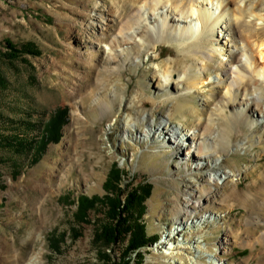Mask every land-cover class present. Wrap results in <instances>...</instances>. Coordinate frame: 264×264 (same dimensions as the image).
I'll return each instance as SVG.
<instances>
[{
	"label": "rangeland",
	"instance_id": "374dc122",
	"mask_svg": "<svg viewBox=\"0 0 264 264\" xmlns=\"http://www.w3.org/2000/svg\"><path fill=\"white\" fill-rule=\"evenodd\" d=\"M145 1L0 0V135L36 138L56 108L68 109L60 142L48 145L36 165L29 164L30 152L0 146V264H103L94 243L102 209L89 213V225L75 212L79 197L105 194L113 165L124 193L150 188L139 211L155 242L140 250V259L131 255L130 264H264V125L252 126L251 114L240 118L234 104H225L228 81L219 77L238 53L257 70L264 66L257 47L264 29L255 25L264 20V0H233L247 20L255 16L251 31L237 24L246 48L237 42L235 49L228 32L218 30L232 13L183 45L149 34L152 18L137 24ZM190 26L197 36L196 23ZM5 41L17 49L30 44L39 54L9 59ZM253 82L245 85L249 92ZM151 121L158 131L144 138ZM161 121L177 127L179 149L168 145ZM194 130L203 137L195 143L209 147L203 154L213 152L219 168L231 172L226 182L204 179L207 160L194 170L200 160L194 149L185 155ZM195 187L205 203L179 225L177 211ZM72 229L81 235L74 242ZM54 233L65 235L58 253L48 247ZM168 243L182 249L165 255ZM125 244L111 247L104 264L117 263Z\"/></svg>",
	"mask_w": 264,
	"mask_h": 264
},
{
	"label": "bare ground",
	"instance_id": "6f19581e",
	"mask_svg": "<svg viewBox=\"0 0 264 264\" xmlns=\"http://www.w3.org/2000/svg\"><path fill=\"white\" fill-rule=\"evenodd\" d=\"M138 9L137 24H141L142 22L147 24L149 23L148 20L152 18V25L147 28L149 34L154 37H158L160 34H166L169 37L173 36L183 45L191 44L193 39H199L207 35V33L211 32L218 22H221L222 18H226L228 21L231 20L228 17L230 16L229 14L232 13L231 23L228 22L230 25L225 23L224 26L218 27V30H220V36H222L221 33L223 31L228 32L227 38L230 40V46L234 49L237 48L238 44L246 48V42H244L243 38L241 37V32L237 24L245 28L246 31H251L255 17L251 13L247 17L249 18L247 20L246 17L243 16V11L240 9V6H237L233 0H148L145 1V3ZM155 17H159L161 19L160 25L158 23V19ZM192 22L196 23L197 28L200 29V32L197 34V36H195L197 33L196 31L199 30L193 29L190 26ZM255 25L262 26L264 29V20H260V22L256 23ZM173 26L176 28L172 29L171 27ZM232 34L237 36V41L232 40ZM216 45H219V42H217ZM257 47L260 59H264V41H262ZM211 58L212 57L208 55L207 59ZM233 59L235 61L234 65H231V67L224 73L219 74L220 76L218 74L216 75L222 77L223 79L226 77V80L228 81V83H226L224 86L225 91L222 99L224 100L225 104H234V106L237 107L236 115L238 117L242 118L245 114H251V117L253 118L252 126H256L258 124L264 125V107L260 105V94H264V66L259 67L257 70L258 66L253 63L252 58L245 52L242 54L238 53L233 57ZM200 64L204 65V62L201 61ZM201 69L203 70L202 67L200 70ZM253 74H256L258 78L254 79L252 76ZM184 76L185 75L182 74V76H179L178 79L183 80ZM162 80L164 84H167L168 75H163ZM253 80L256 81V85H253L252 88H250L251 91L249 92V89H246L245 85L248 81L253 82ZM159 87L161 88L162 85ZM191 92L192 91L188 89L180 93L183 95H188ZM237 99L238 101H236ZM141 120H144V116L141 118ZM136 122L137 120L134 119L133 123H127L126 130L131 131L132 127H135ZM178 124L181 126L180 123ZM147 128V132L145 131L142 137L154 138L156 135L155 133L158 130L154 126L153 121L148 123ZM159 128L162 129V132L165 131L164 137L169 138L168 145L175 146L177 149H179L180 146L177 139L180 132L178 131L177 127L169 125L166 121H161L159 122ZM192 134L193 136H186L193 145H191V148L185 152V155L188 156L192 152V149H194V157L200 159L199 165L194 170H199V166H203L201 162L202 159L207 160L209 164L207 163L204 168V179L209 183H214L216 180H223L226 182L231 172L222 171L219 168L221 167L220 158L215 156L213 152L203 154V151L206 149L209 150V147L204 143L202 144L201 142L195 143L197 139H203L201 133L194 130ZM240 146L241 144H238L234 148H238ZM199 172H201V170ZM193 189L194 190H189L186 193L187 199L177 211L179 216V225L182 223L187 224V222L191 220V216L195 218V215H193L192 212L194 211V213H196L197 207H199L200 204L205 203H203L202 198L198 197L195 193L196 191L199 194L198 190L201 188L195 187ZM179 249H182L180 244L173 246L168 243L166 248L167 251L163 253L165 255H170L174 254V252ZM213 257L216 256L214 255Z\"/></svg>",
	"mask_w": 264,
	"mask_h": 264
},
{
	"label": "trees",
	"instance_id": "16d2710c",
	"mask_svg": "<svg viewBox=\"0 0 264 264\" xmlns=\"http://www.w3.org/2000/svg\"><path fill=\"white\" fill-rule=\"evenodd\" d=\"M8 49L9 59H16L25 55L37 56L36 49L26 44L19 49L15 48L10 41L4 42ZM68 109L66 107L56 108L41 127L38 137L27 140L23 135H0V146L12 148L17 153L30 152L29 164L36 165L44 155L48 145H56L62 138V129L67 124ZM121 171L113 165L103 183L105 194L101 197L81 196L77 200L75 212L76 220L81 224L89 225L88 215L98 207L102 209L103 221L96 225L95 241L99 244L97 249L98 259L103 264L111 262L108 255L110 248L118 244L125 246L120 253L117 263L130 264V256L140 259V250L152 242L155 236H146L145 225L141 222L142 213L139 211L144 199L150 195V188L140 187L131 188L124 191L119 187ZM137 210V213H135ZM71 240L76 241L81 235L80 232L72 229ZM64 234H52L48 239V247L54 252H60L61 245L64 243Z\"/></svg>",
	"mask_w": 264,
	"mask_h": 264
}]
</instances>
